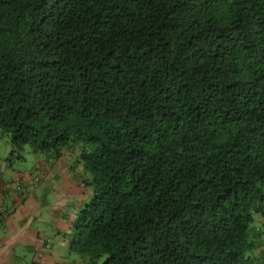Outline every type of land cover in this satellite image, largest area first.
<instances>
[{
    "label": "trees",
    "instance_id": "16d2710c",
    "mask_svg": "<svg viewBox=\"0 0 264 264\" xmlns=\"http://www.w3.org/2000/svg\"><path fill=\"white\" fill-rule=\"evenodd\" d=\"M0 132L87 264H264V0H0Z\"/></svg>",
    "mask_w": 264,
    "mask_h": 264
},
{
    "label": "crops",
    "instance_id": "0c3cea01",
    "mask_svg": "<svg viewBox=\"0 0 264 264\" xmlns=\"http://www.w3.org/2000/svg\"><path fill=\"white\" fill-rule=\"evenodd\" d=\"M5 155L0 154V173L3 179L0 208L6 210L0 223V264H82L71 259L65 237L62 236L58 243L50 239L52 241L49 243V218L44 209L49 202L46 198L37 196L38 188L32 185V175H23L24 181L32 186L24 195L15 191V186L19 183L17 179L22 175L18 170L8 168ZM55 198L58 195L55 194ZM57 203L62 204L63 200ZM52 216L60 221L59 216L53 213ZM259 223L264 233V218L259 219ZM259 254L261 258L264 257V250H260Z\"/></svg>",
    "mask_w": 264,
    "mask_h": 264
},
{
    "label": "rangeland",
    "instance_id": "374dc122",
    "mask_svg": "<svg viewBox=\"0 0 264 264\" xmlns=\"http://www.w3.org/2000/svg\"><path fill=\"white\" fill-rule=\"evenodd\" d=\"M9 149H10V142L8 140V137L5 134L0 132V154L1 156H4L6 153L5 156L6 158H8V155L10 153ZM24 155L27 157L26 163H22V166L25 167V169H27L26 173L24 174L25 176H31L30 173L33 174L35 172L32 170V167H31L33 162L36 161V166H39L42 163H45L47 160V158L43 155H37L35 157L31 156L28 153V147L25 148ZM61 176L69 180L71 177V170L68 169L66 173L64 174L62 173ZM36 187L38 188L37 196L40 197L41 199L44 197L49 202V205L44 206L45 212L49 218V221L47 223V226L49 229V233L47 235V237L49 238V243L51 244V241H52V240L50 241V239H54L55 242L58 243V241L61 240L60 239L61 236H64V233H65V230L62 229V234H59V235L57 234V232L61 230V227H63L64 222L62 219L61 221H57V219H55V216H52V213L56 216H59L61 214V216H63L64 218H67L68 216L72 215L71 212L69 211L70 208H68L67 204L63 208H59L58 206H56L57 200L55 199V195H54L55 193H53V191L51 192V190H49L48 185L46 186L45 183H40V185L36 184ZM49 222H50V226H49ZM52 227H54V229ZM71 255H72L71 259L78 261V262L80 261L82 264H87V262L83 258H81V255L77 253H73L72 251H71Z\"/></svg>",
    "mask_w": 264,
    "mask_h": 264
}]
</instances>
